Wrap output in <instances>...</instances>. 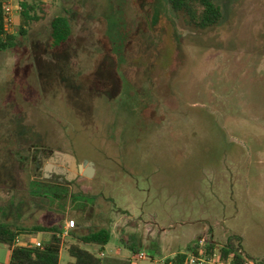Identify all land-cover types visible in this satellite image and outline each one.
Wrapping results in <instances>:
<instances>
[{
  "label": "rangeland",
  "instance_id": "374dc122",
  "mask_svg": "<svg viewBox=\"0 0 264 264\" xmlns=\"http://www.w3.org/2000/svg\"><path fill=\"white\" fill-rule=\"evenodd\" d=\"M32 1L41 19L20 36L14 18L16 46L0 52V223L110 228L107 245L86 247L103 264L129 257L126 242L160 261L232 236L264 264V0H215L222 19L205 29L168 0ZM58 15L72 35L52 50ZM32 146L94 176L55 203L18 161Z\"/></svg>",
  "mask_w": 264,
  "mask_h": 264
},
{
  "label": "trees",
  "instance_id": "16d2710c",
  "mask_svg": "<svg viewBox=\"0 0 264 264\" xmlns=\"http://www.w3.org/2000/svg\"><path fill=\"white\" fill-rule=\"evenodd\" d=\"M22 11L20 12V24L18 32L20 36L27 34L30 24L39 21L37 16L38 4L32 0H20ZM168 4L174 12H184L192 19L196 27L205 29L217 25L222 19L220 6L215 0H168ZM5 3L0 0V52H4L16 46V37L10 35L4 22L3 7ZM17 20V19H16ZM50 46L52 50L66 46L72 35V27L66 16H55L50 22ZM20 127H22L20 125ZM79 227V226H78ZM40 232L50 233V240L42 244V248L14 246L16 238ZM74 240L67 248L69 256L74 264H103L102 258L88 250L86 247H104L110 241L112 232L110 228L83 230H71L68 232ZM0 243L11 248L9 264H59V255L63 245V229L60 225H36L30 228H14L7 223H0ZM126 246L133 254L140 252V244L133 241L126 242ZM207 250L215 248L208 242ZM197 244L189 246L187 252L196 249ZM240 245L237 237H228L225 245L220 249L223 257L233 256L234 260H240ZM177 255L172 259V264H183L186 253ZM169 261V260H168Z\"/></svg>",
  "mask_w": 264,
  "mask_h": 264
},
{
  "label": "flooded vegetation",
  "instance_id": "af4514ba",
  "mask_svg": "<svg viewBox=\"0 0 264 264\" xmlns=\"http://www.w3.org/2000/svg\"><path fill=\"white\" fill-rule=\"evenodd\" d=\"M75 158V157H74ZM75 165L71 162L61 161L63 165L56 163L54 158V151L51 149L35 148L32 146L31 149H24L22 155L18 159L24 164L25 169L31 170L30 172L36 177L40 176V181L30 180L29 184L34 185L39 193L52 192L53 201L61 202L70 197V188L81 181L89 180L86 178L88 174V165H84L83 159H76ZM29 162L28 165L26 163ZM28 166V168L26 167ZM74 167V168H72ZM94 168V165H93ZM24 170V169H23ZM95 173V170H94ZM94 176V174H93ZM92 179V178H91ZM58 191V192H57ZM57 192V193H56ZM80 196L82 198L81 207L78 210H82L85 203H88L85 199L86 194L71 196L73 201L74 197ZM84 200V201H83ZM78 201H75L77 203ZM63 204V203H62ZM90 204V203H89ZM207 242H211L207 240Z\"/></svg>",
  "mask_w": 264,
  "mask_h": 264
},
{
  "label": "built area",
  "instance_id": "2783aa9c",
  "mask_svg": "<svg viewBox=\"0 0 264 264\" xmlns=\"http://www.w3.org/2000/svg\"><path fill=\"white\" fill-rule=\"evenodd\" d=\"M22 11V6L20 0H13L3 7V15H4V22L7 27H10L13 23V19L20 14ZM75 227V222L70 220L66 222L63 232V237L68 234L69 231L73 230ZM209 245L207 241L197 243L196 249L190 252H187L185 255V259L183 264H258L249 260L248 258L244 257L240 251V260H234L233 256L230 255L228 257H223L220 249L221 246L215 247L211 250H207L206 246ZM14 246H25V247H35V248H42L41 242H36L34 244L23 240V238L18 237L14 241ZM180 255V254H177ZM177 255L171 257L167 264H172V259H174ZM98 257L103 258L104 253L98 252ZM149 260L147 255L140 251L136 254H133V261H147ZM158 264H164V261H159Z\"/></svg>",
  "mask_w": 264,
  "mask_h": 264
},
{
  "label": "crops",
  "instance_id": "0c3cea01",
  "mask_svg": "<svg viewBox=\"0 0 264 264\" xmlns=\"http://www.w3.org/2000/svg\"><path fill=\"white\" fill-rule=\"evenodd\" d=\"M2 1L5 4H7V3H9V2H11L13 0H2ZM64 227H65V225L63 226V232H64ZM45 234L47 236L46 240L42 238V235L40 233L35 234L34 237H31V236H28V235L27 236L24 235L25 237L21 236V238H23V240H25L27 242H30L32 244H34L36 242H41L43 244V243L48 242L50 240V233H45ZM140 251H142V249H140ZM98 252H102V251L97 250L95 253H98ZM60 253H61V251H60ZM119 254H120V250H116V252L114 254V257H112V259L109 262H107V264H132L134 262L133 261V253L132 252L130 253V256L126 257V258H119L118 257ZM179 254H181V253H179ZM0 256H2V260H0V264H9L10 256H11V248L9 247L7 249V248H2L0 246ZM170 258H171V256H170ZM170 258L169 257H164L160 261H164V264H167L169 262L168 260ZM60 259L61 258H60V255H59V264H60ZM158 262L159 261H157V258H155L154 256H149V260H147V261H140V263H142V264H158ZM136 263L140 264L139 261L136 262ZM71 264H74V261Z\"/></svg>",
  "mask_w": 264,
  "mask_h": 264
},
{
  "label": "water",
  "instance_id": "95a60500",
  "mask_svg": "<svg viewBox=\"0 0 264 264\" xmlns=\"http://www.w3.org/2000/svg\"><path fill=\"white\" fill-rule=\"evenodd\" d=\"M54 158L56 159V163H58L59 165H63V162L61 161H67V162H71L72 164L75 165L76 160L73 156L69 155V154H65V153H59V152H54ZM84 165H88V174H86V178L91 179L93 177L94 174V168H93V164L90 162H84ZM74 168V167H72Z\"/></svg>",
  "mask_w": 264,
  "mask_h": 264
}]
</instances>
